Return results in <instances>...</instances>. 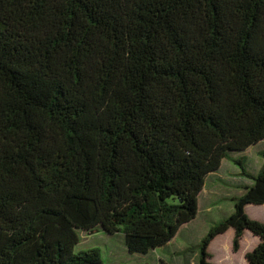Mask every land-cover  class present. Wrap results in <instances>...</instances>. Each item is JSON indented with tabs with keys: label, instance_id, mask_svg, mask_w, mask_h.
Instances as JSON below:
<instances>
[{
	"label": "trees",
	"instance_id": "1",
	"mask_svg": "<svg viewBox=\"0 0 264 264\" xmlns=\"http://www.w3.org/2000/svg\"><path fill=\"white\" fill-rule=\"evenodd\" d=\"M263 142L264 0H0V264H107L75 251L100 228L148 256L198 217L226 159L252 182L200 264L231 228L264 264L246 211L264 165L241 161Z\"/></svg>",
	"mask_w": 264,
	"mask_h": 264
},
{
	"label": "rangeland",
	"instance_id": "2",
	"mask_svg": "<svg viewBox=\"0 0 264 264\" xmlns=\"http://www.w3.org/2000/svg\"><path fill=\"white\" fill-rule=\"evenodd\" d=\"M262 151H264V142L248 151L247 160L245 158L241 160L245 168L252 173L259 172L264 165ZM241 171L243 170L240 164L231 159L224 160L220 172L216 176L207 178L199 202L198 217L185 224L166 247L157 248L148 256L130 254L122 235L106 234L103 228H100L101 233L96 230L95 235L82 232L81 243L76 246L75 251L99 247L107 264H200L202 239L214 225L229 218L234 211L236 202L234 197H240L243 194L244 184L252 182L250 178L241 175ZM247 214L251 219L264 224V206L252 205L247 208ZM254 215H259L263 219L255 218ZM234 233V229H229L212 241L208 248L210 264H248L246 255L255 249L259 238L255 239L253 233L248 231L241 240L240 249L235 252ZM241 250H243L242 254H239Z\"/></svg>",
	"mask_w": 264,
	"mask_h": 264
},
{
	"label": "crops",
	"instance_id": "3",
	"mask_svg": "<svg viewBox=\"0 0 264 264\" xmlns=\"http://www.w3.org/2000/svg\"><path fill=\"white\" fill-rule=\"evenodd\" d=\"M252 205H254V204H249V205H247V206H246V211H247V208L251 207ZM260 206L263 207L264 204H263V205H260ZM254 216H255V218L263 219V218H262L261 216H259V215H258V216H257V215H254ZM231 229H232V228H231ZM234 231H235V230H234ZM246 234H247V233H246ZM244 235H245V234H244ZM253 237H254V236H253ZM254 238L257 239L256 237H254ZM257 240H258V244H259V239H257ZM258 244H257V245H258ZM255 248H256V247H255Z\"/></svg>",
	"mask_w": 264,
	"mask_h": 264
}]
</instances>
